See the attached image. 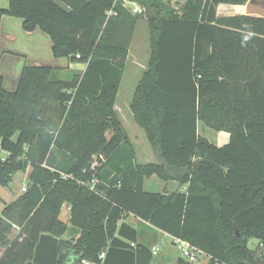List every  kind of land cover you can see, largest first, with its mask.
<instances>
[{"label": "trees", "instance_id": "trees-1", "mask_svg": "<svg viewBox=\"0 0 264 264\" xmlns=\"http://www.w3.org/2000/svg\"><path fill=\"white\" fill-rule=\"evenodd\" d=\"M61 1L69 11L52 0L0 7V18L46 33L54 58L85 65L69 80L25 66L13 91L0 75V185L31 169L0 213V264H150V249L131 246L137 232L120 223L128 215L187 241L208 264H264V17L217 15L219 4L248 0H131L143 8L150 56L130 110L161 161L139 164L114 109L129 51L123 30L139 16L122 0ZM199 121L229 143L209 142ZM154 174L169 189L145 191ZM65 203L69 226L58 219Z\"/></svg>", "mask_w": 264, "mask_h": 264}, {"label": "crops", "instance_id": "crops-1", "mask_svg": "<svg viewBox=\"0 0 264 264\" xmlns=\"http://www.w3.org/2000/svg\"><path fill=\"white\" fill-rule=\"evenodd\" d=\"M52 1L58 4L63 9L69 11V7L65 5L61 0H52ZM129 1L132 4L137 3L135 1H131V0ZM169 1L174 3L177 2L182 5L185 3L186 0H169ZM263 5H264V0H248L244 5H242L243 6L242 12H238L236 10V5L219 4L216 8V12L218 16H232L236 14H246L251 16L264 17V9H262ZM7 6H8V0H0V7L6 8ZM145 26H147L146 20H145L144 28ZM51 46H52V42L50 40V37L40 29L37 28L31 32L24 31L22 29L21 18L10 15H3L0 18V75L3 78V87L8 91L15 90L17 87L20 73L23 67L25 66H37V65L48 66L51 68L58 69L60 73L70 72L71 73L70 78L73 75L83 73L85 69L84 64L70 62L67 58L64 57L54 58L52 56ZM80 70L81 72L79 73ZM59 78L64 79L61 77ZM114 109L116 110V112L118 113L121 119V116L119 114V108L116 107V103L114 104ZM129 109H130V104H129ZM122 124L124 126L123 121ZM209 128L210 127L206 126L201 121L197 123L198 133L203 137H205L212 144L218 147H222L229 143L230 136L228 132L215 131V130L212 132L210 130L212 128L210 129ZM128 137L131 140L129 134ZM132 144L134 146L133 142ZM134 150H135V146H134ZM135 158H136V150H135ZM155 159L156 161L138 162L136 158V161L139 164L154 163L161 165V161L157 157H155ZM30 170L31 169L28 167L26 171L21 172L25 174V178H26L25 184L27 182V178ZM18 173L20 172L15 173L14 176ZM177 174L178 173H176V171H173L172 175L177 176ZM13 179L10 182V184L6 186V188H9L10 192H6L4 189H2V187L4 186L0 185L1 186L0 193L4 194L5 197L3 198L0 194V213L3 207L5 206V204L14 201L21 194L20 192L21 187L24 184H21L20 187H17L16 189L13 190L10 187V185L13 183ZM146 187L150 189H147ZM169 187L170 185H168V183L160 180L155 174L151 175L148 178H145L143 182V188L145 191L162 192L166 188L169 189ZM180 189L183 190V187ZM58 219L63 224L67 226L70 225V208L68 204L65 203L62 205ZM123 222L130 225L136 230L137 239L136 242H133L135 246L143 245L149 248L150 251H152L153 248L156 249L155 250L156 252L154 254L152 253V259L150 261V264H177L179 259L185 260L180 252L179 253L181 257L175 253L177 247L172 241V236L169 235L168 233L152 226L151 224L137 217H134L133 215H128L125 218H123L120 221V223ZM18 230L19 229L13 230V234L9 235V239H14L15 238L14 236L18 232ZM77 236L78 234L75 231L71 233L68 232L63 235L62 239L71 240V239H75ZM164 236H166V238L168 239L167 243H165V246L159 243L161 238L165 240ZM3 253H4V248L0 246V257L3 255ZM201 255L205 256V258H203L199 264H208L209 257L203 253H200L198 255V258ZM71 262L72 261L68 262V264L69 263L71 264Z\"/></svg>", "mask_w": 264, "mask_h": 264}, {"label": "rangeland", "instance_id": "rangeland-1", "mask_svg": "<svg viewBox=\"0 0 264 264\" xmlns=\"http://www.w3.org/2000/svg\"><path fill=\"white\" fill-rule=\"evenodd\" d=\"M164 2H168L170 7H179L181 6L180 3L177 2H171L169 0H163ZM136 6H138L141 9V12L138 13H132V15H138L139 18L134 24L133 29H127L125 28L123 30V38H127L129 35V51L125 62V67L122 73V77L119 82V88L118 93L116 96V107L119 108V114L121 116V119L124 123L125 129L127 133L129 134L132 142L134 143L135 150H136V158L138 162H146V161H156L153 154V150L148 144L146 137L144 135V132L142 129H140L134 122L132 113L129 109V104L132 100L133 93L135 90V86L140 79L143 71L147 67V62L150 56V43H149V32L147 30V26L144 28L145 20L140 17V14L142 13V7L139 3H136ZM264 9V5L263 8ZM81 70L79 71V73ZM70 72H59L58 76L64 79L70 78ZM210 129V128H209ZM212 132L213 129H210ZM139 131V132H136ZM136 135V137H135ZM25 174L18 173L14 176L13 183L10 185V187L14 190L17 187H20L21 184L25 185ZM175 184V183H174ZM1 188V186H0ZM147 189H150L146 187ZM6 192H10L9 188L2 187ZM22 192V191H20ZM3 198L4 194L0 193ZM18 228H15V230ZM13 234V232H12ZM165 240L161 238L159 243L165 246V243H167L168 239L166 236H164ZM258 245V241L256 239H250L248 241V247L249 248H256ZM174 247V246H173ZM175 250L176 254L180 256V250L176 248ZM173 251V250H172ZM181 257V256H180ZM205 258V256H199V258L193 262L192 264H199L200 261Z\"/></svg>", "mask_w": 264, "mask_h": 264}, {"label": "built area", "instance_id": "built-area-1", "mask_svg": "<svg viewBox=\"0 0 264 264\" xmlns=\"http://www.w3.org/2000/svg\"><path fill=\"white\" fill-rule=\"evenodd\" d=\"M122 1H123L122 2L123 6L128 8V10L131 11L132 13L141 12V9L138 6H136V4H132L129 0H122ZM142 11H143V8H142ZM113 14H114L113 10H110V11H108L107 16H110ZM184 189H185V187H183V190ZM25 190H26L25 185H23L21 187V191L23 192ZM172 241L176 245V247L180 250L182 257H184V259L186 261L193 263L197 260L198 255L201 253L200 250H198L196 247L190 245L187 241H185L179 237H176V236H172ZM130 245L134 246V243H131ZM155 250L156 249L153 248L151 252L154 254L156 252ZM98 257L100 259H103L105 257L104 251L100 252ZM82 264H91V262L82 261Z\"/></svg>", "mask_w": 264, "mask_h": 264}, {"label": "water", "instance_id": "water-1", "mask_svg": "<svg viewBox=\"0 0 264 264\" xmlns=\"http://www.w3.org/2000/svg\"><path fill=\"white\" fill-rule=\"evenodd\" d=\"M236 10L238 11V12H242V9H243V6L242 5H236Z\"/></svg>", "mask_w": 264, "mask_h": 264}, {"label": "bare ground", "instance_id": "bare-ground-1", "mask_svg": "<svg viewBox=\"0 0 264 264\" xmlns=\"http://www.w3.org/2000/svg\"><path fill=\"white\" fill-rule=\"evenodd\" d=\"M237 9V8H236Z\"/></svg>", "mask_w": 264, "mask_h": 264}]
</instances>
